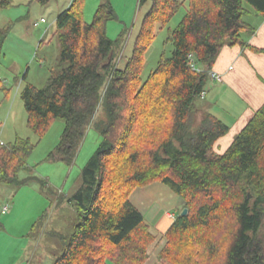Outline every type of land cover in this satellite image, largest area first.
Instances as JSON below:
<instances>
[{
  "label": "trees",
  "instance_id": "obj_1",
  "mask_svg": "<svg viewBox=\"0 0 264 264\" xmlns=\"http://www.w3.org/2000/svg\"><path fill=\"white\" fill-rule=\"evenodd\" d=\"M84 2L70 0L54 20L53 36L67 65L51 71L42 87L27 82L20 91L27 126L39 138L55 119L64 122L52 160L70 166L86 130L100 136L68 197L77 221L68 239L60 236L63 249L52 264H146L158 241L165 264H264V102L219 154L214 144L229 127L209 111L197 120L196 105L221 47L247 45L254 28L244 17H264V0H138L149 6L123 66L126 31L115 40L106 33L107 22L117 18L112 3L101 0L86 22ZM11 3L0 0V8ZM184 4L169 33L171 55L143 79L144 54L157 29ZM10 29L0 28V59ZM34 147L19 136L0 143L1 185L18 188L35 179L19 176ZM154 182L187 208L164 232L129 198ZM45 216L46 210L30 230L36 232Z\"/></svg>",
  "mask_w": 264,
  "mask_h": 264
},
{
  "label": "rangeland",
  "instance_id": "obj_2",
  "mask_svg": "<svg viewBox=\"0 0 264 264\" xmlns=\"http://www.w3.org/2000/svg\"><path fill=\"white\" fill-rule=\"evenodd\" d=\"M69 1L51 0L46 4H40L37 0H12L11 5L0 8V28L11 25L0 59V83L7 88V92L4 93L0 84V143H11L19 136L29 138L35 145L27 159L26 169L19 173L20 177L35 175V181L18 188L0 184V211L5 205L10 208L9 210L15 205L12 215H8L9 210L6 214L0 212V264H51L53 259L61 253L63 244L60 236L63 235L68 239L77 221L75 207L68 201V197L80 184L81 169L100 140L98 133L88 128L80 141L75 160L70 166L52 160L49 153L54 150L59 141L64 127L63 120L55 119L44 136L39 138L27 126V114L20 98V91L27 82L42 87L51 71L60 70L67 65L60 60L59 44L57 38L53 36V31L56 15ZM100 1L85 0L83 18L86 22L92 20ZM110 2L117 18L107 22L106 33L109 38L115 40L122 30L126 31L121 53L123 58L119 64L123 66L125 57L131 54L134 37L149 3L139 5L138 0H110ZM185 11L186 4L177 10L167 25L157 29L155 37L144 54L141 71L143 79L156 67L161 57L166 58L171 55L173 44L168 39L169 33L179 23ZM41 18L45 19V23L39 22ZM34 22L39 23L35 26ZM41 39L43 42L40 45ZM209 83L212 82L209 81ZM233 98L238 103H234L235 107L227 108L229 101L225 102L222 98L217 103L225 109L227 116L228 111L230 112L229 119L225 117L226 115H219L225 123L237 119L246 108L244 104H241L238 96L234 95ZM203 99L201 96L196 99V105L200 109L197 111V120L205 111V108L201 106ZM241 105L243 108L239 107ZM227 125L231 126V124ZM236 129L238 128L232 126L224 136L220 137L213 147L215 153L225 151L237 135L238 132H234L237 131ZM44 181L47 185L41 184ZM3 188L14 194L8 197L3 194ZM59 196L63 206L55 207ZM173 200L171 198L165 202L164 206L153 204L148 207L143 204L140 207L141 210L139 208L138 210L145 220L160 232L161 229L157 227V223L164 224L168 220L164 213L171 211L176 215L180 210L170 205ZM45 210L46 216L41 219L42 225L36 232L29 230L31 223L36 221L37 216ZM53 221L56 222L55 225ZM53 227H60V229L55 230ZM27 232H30V235ZM158 242L150 246L146 264H165L157 255L161 245Z\"/></svg>",
  "mask_w": 264,
  "mask_h": 264
},
{
  "label": "crops",
  "instance_id": "obj_3",
  "mask_svg": "<svg viewBox=\"0 0 264 264\" xmlns=\"http://www.w3.org/2000/svg\"><path fill=\"white\" fill-rule=\"evenodd\" d=\"M67 6L68 4L64 8ZM244 19L254 28V31L250 36H245L247 45L224 44L221 47L215 62L211 67L213 70L221 74V81L207 83L206 92L203 96L204 99L201 103V106L202 108H205V111L211 112L224 122L223 118L219 115L225 116L227 113L225 109L218 106L217 103L222 98L225 102L229 101V104L226 105L227 108L235 107V104L238 103L233 97L234 95L238 96L241 104H244L246 108H244L240 115L238 114L239 117L237 119L227 123L224 122L225 124H231L230 127L228 125L229 129L232 126L238 128L236 129L237 131L234 132H239L264 102V17L250 13L245 16ZM43 23H45V21ZM229 67L232 68L229 69ZM239 107H242V105ZM228 116H231L229 111ZM228 116L226 115L225 117L229 119ZM219 139L217 141H219ZM36 190L38 193L40 192L38 188ZM2 191L3 194H6L8 197H10L11 194H14L6 188H3ZM134 192L136 193L134 194ZM129 198L131 203L137 209L139 208V210H141L140 207L143 204L148 207L153 204L164 206L165 202L171 200V198L174 200L170 205L179 209H182L183 207V201L181 198L160 182H154L145 187L135 189ZM61 204L62 201L60 200L56 203L55 207H62L63 205ZM2 208L0 211L1 213L6 214L10 211L8 215H12L15 205L14 207L12 206V209L8 212L3 211ZM42 213L43 212H41V214ZM164 214L168 220H166V223L164 224L157 223V227H160L161 229L160 232H164L175 217V214L171 211H166ZM39 216L37 217L39 218ZM34 222L35 220L31 223L29 230ZM53 222L55 225L56 222ZM53 228L55 230L60 229V227ZM27 234L30 235V232H27Z\"/></svg>",
  "mask_w": 264,
  "mask_h": 264
},
{
  "label": "built area",
  "instance_id": "obj_4",
  "mask_svg": "<svg viewBox=\"0 0 264 264\" xmlns=\"http://www.w3.org/2000/svg\"><path fill=\"white\" fill-rule=\"evenodd\" d=\"M44 21H45L44 18H41V19L39 20V22H44ZM39 22H34L33 25L36 26V25H38ZM189 65H190L192 68L195 67L192 56H190V58H189ZM231 68H232V67H229V69H231ZM207 75H208V83H209V81H211V82H215V81H220V80H221V79H220V74H218L217 72H215V71H213V70H208V71H207ZM204 94H205V92L203 91V92H201L200 96L203 97ZM2 210H3V211H8L9 208L5 205V206H3Z\"/></svg>",
  "mask_w": 264,
  "mask_h": 264
},
{
  "label": "water",
  "instance_id": "obj_5",
  "mask_svg": "<svg viewBox=\"0 0 264 264\" xmlns=\"http://www.w3.org/2000/svg\"><path fill=\"white\" fill-rule=\"evenodd\" d=\"M187 213V208H183L180 212V215H185Z\"/></svg>",
  "mask_w": 264,
  "mask_h": 264
}]
</instances>
